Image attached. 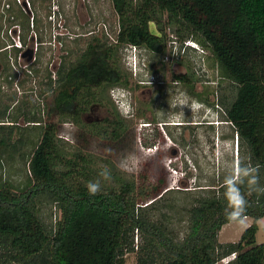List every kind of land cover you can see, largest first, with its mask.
Here are the masks:
<instances>
[{"label": "trees", "instance_id": "trees-1", "mask_svg": "<svg viewBox=\"0 0 264 264\" xmlns=\"http://www.w3.org/2000/svg\"><path fill=\"white\" fill-rule=\"evenodd\" d=\"M112 3L119 24L116 43L108 46L95 40L74 65L60 68L49 113L82 128L86 113L96 105L106 107L110 117L92 124L90 130L102 139L119 141L127 128L117 108L109 107V94L127 88L128 79L118 49L130 46L163 53L167 28L177 27V35L187 37L184 42L190 38L208 49L235 85L236 97L222 104L235 130L239 155H245V165L238 164L258 166L259 184L264 186V0ZM3 123L0 120L1 128ZM42 128L28 162L30 186L21 192L0 186V264H125L126 253L135 252V247L137 264H218L232 254L236 258L227 264H264V244L257 243L264 192L249 193L242 186L247 206L239 221L248 217L252 223L238 242H219L223 226L239 221L228 218L224 195L216 192L200 197L189 209L188 232L176 240L164 225L145 215L156 198L170 190L118 179V185L101 186L91 196L86 184L93 175L85 156L65 159L58 150L59 124ZM5 146V139H0V151ZM43 194L59 209L54 226L37 213L35 202ZM136 234L141 235L140 245H135Z\"/></svg>", "mask_w": 264, "mask_h": 264}, {"label": "rangeland", "instance_id": "rangeland-1", "mask_svg": "<svg viewBox=\"0 0 264 264\" xmlns=\"http://www.w3.org/2000/svg\"><path fill=\"white\" fill-rule=\"evenodd\" d=\"M0 12V48L5 47L0 50V120L5 125L0 139L6 141L0 151V186L10 185L16 192L30 186L28 162L42 127L59 124V154L65 159L85 156L93 180L107 167L111 179L101 180V186L127 179L170 190L158 196L145 215L164 225L171 237L183 239L189 209L212 192L222 196L225 177L234 164L245 165L246 160L239 155L222 104L230 103L237 89L211 52L190 38L184 42L187 37L178 36L177 27L167 28L163 53L119 48L128 86L110 92L109 107L117 108L127 130L111 142L90 130L110 117L106 107L94 106L82 117V128L49 111L60 68L74 65L95 40L116 43L119 24L112 0H0ZM155 29L152 25L157 33ZM15 39L23 49L13 46ZM28 49L35 51L30 62L20 57ZM35 204L39 217L54 226L60 212L51 197L43 194ZM243 228L244 220L226 224L219 242H238ZM141 240L136 234L135 245ZM257 243L264 244V218ZM137 263L135 247V252L126 253L125 264Z\"/></svg>", "mask_w": 264, "mask_h": 264}, {"label": "clouds", "instance_id": "clouds-1", "mask_svg": "<svg viewBox=\"0 0 264 264\" xmlns=\"http://www.w3.org/2000/svg\"><path fill=\"white\" fill-rule=\"evenodd\" d=\"M125 98V96H122ZM258 166H242L234 164L232 171L223 181L224 198L227 202V216L233 221H239L246 209L247 200L242 186L247 188V191L264 192V186L259 184ZM98 176L100 179L88 181L86 188L91 196H95L101 190V180L109 181L111 172L107 167H101Z\"/></svg>", "mask_w": 264, "mask_h": 264}, {"label": "built area", "instance_id": "built-area-1", "mask_svg": "<svg viewBox=\"0 0 264 264\" xmlns=\"http://www.w3.org/2000/svg\"><path fill=\"white\" fill-rule=\"evenodd\" d=\"M0 16H1V12H0ZM13 46L18 48V49H23L20 39H18V40L15 39V44ZM23 53H22V55H23ZM20 57H23V56H20ZM235 258H236V254H232L230 257H227V258L223 259L222 263L227 264L228 262H230L231 260H234Z\"/></svg>", "mask_w": 264, "mask_h": 264}, {"label": "crops", "instance_id": "crops-1", "mask_svg": "<svg viewBox=\"0 0 264 264\" xmlns=\"http://www.w3.org/2000/svg\"><path fill=\"white\" fill-rule=\"evenodd\" d=\"M26 51H27V50H26ZM26 51H25V52H26ZM243 220H244V228H243V232H244V230L247 229V228L251 225V223H252V219L247 217V218H244ZM243 220H242V221H243ZM262 220H263V219H262ZM225 226H226V225H224L223 228H224ZM223 228H222V230H223ZM222 230H221V232H222ZM221 232H220V233H221ZM243 232H242V233H243ZM242 233H241V235H242ZM241 235H240V237H241ZM220 243L223 244V243H230V242H228V241H224V242H220ZM232 243H235V242H232Z\"/></svg>", "mask_w": 264, "mask_h": 264}, {"label": "water", "instance_id": "water-1", "mask_svg": "<svg viewBox=\"0 0 264 264\" xmlns=\"http://www.w3.org/2000/svg\"><path fill=\"white\" fill-rule=\"evenodd\" d=\"M28 54V56H26ZM25 58H27V60L30 62L33 60L34 58V50L33 49H28L25 53H24V56ZM1 70H2V66L0 64V73H1Z\"/></svg>", "mask_w": 264, "mask_h": 264}, {"label": "flooded vegetation", "instance_id": "flooded-vegetation-1", "mask_svg": "<svg viewBox=\"0 0 264 264\" xmlns=\"http://www.w3.org/2000/svg\"><path fill=\"white\" fill-rule=\"evenodd\" d=\"M34 50V49H33ZM25 53V52H24ZM24 53H23V55L22 56H24ZM26 56H28V54L26 55ZM34 56H35V51H34ZM23 58H25V57H23Z\"/></svg>", "mask_w": 264, "mask_h": 264}]
</instances>
